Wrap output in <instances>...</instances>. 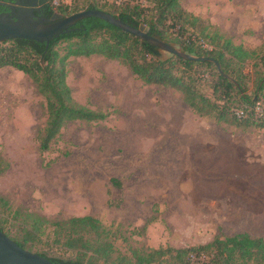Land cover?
Segmentation results:
<instances>
[{"label":"rangeland","instance_id":"1","mask_svg":"<svg viewBox=\"0 0 264 264\" xmlns=\"http://www.w3.org/2000/svg\"><path fill=\"white\" fill-rule=\"evenodd\" d=\"M181 4L201 26L227 27L221 29L238 44L252 48L263 39L264 24L252 18L264 11V0ZM67 72L76 101L109 116L66 124L41 153L36 137L46 101L24 73L0 69V157L10 165L0 175V197L10 207L4 214L0 207L4 223L16 210L49 223L92 216L122 231L126 240L115 248L123 254L240 233L264 239V129L200 118L178 93L144 85L120 61L71 58ZM53 229L44 226L34 252L68 256ZM196 261L210 264L206 256Z\"/></svg>","mask_w":264,"mask_h":264},{"label":"trees","instance_id":"2","mask_svg":"<svg viewBox=\"0 0 264 264\" xmlns=\"http://www.w3.org/2000/svg\"><path fill=\"white\" fill-rule=\"evenodd\" d=\"M54 2L49 0L50 15L70 16L101 10L133 27L145 25L150 36L186 55L213 61L171 55L94 17L76 23L75 32L55 39L48 49L46 44L29 40L0 43V69L11 67L24 73L46 101L47 120L36 137L41 153L51 150L66 124L97 123L109 116L108 112L93 110L73 97L67 82L71 58L100 56L120 61L144 85L178 93L200 118L242 130L264 129V42L258 49L236 44L215 25L201 26V19L186 12L181 0H127L122 3L63 0L58 5ZM9 167L0 157V175ZM0 207L1 214L10 211L9 203L1 197ZM11 213L9 223L8 219L6 223L0 219V231L28 251L34 252L46 224L54 228V241L65 248L68 256L34 253L55 264H199L196 260L202 256L208 257L210 264H264V239L247 233L224 239L217 236L207 245L162 246L147 251L131 248L123 254L115 248V242L125 239L122 231L106 227L95 217H73L49 223L28 212Z\"/></svg>","mask_w":264,"mask_h":264},{"label":"water","instance_id":"3","mask_svg":"<svg viewBox=\"0 0 264 264\" xmlns=\"http://www.w3.org/2000/svg\"><path fill=\"white\" fill-rule=\"evenodd\" d=\"M48 0H34L32 8H12L15 12V18L8 14H0V43L21 39L36 41L41 44H46V49L50 43L63 35H68L75 32L72 29L79 21L87 18H99L110 25H113L126 33H130L135 37L147 41L163 51L176 55L187 60L213 61L212 59H196L186 55L174 47L165 44L158 38L149 35V28L141 25L139 28L126 24L122 19L101 10H87L76 13L70 16H64L59 13L53 14L49 19L37 18L34 15L35 8L38 5H43ZM18 10V11H17ZM216 63V62H215ZM216 65L220 66L218 63ZM0 264H55L49 259L40 254L28 251L20 247L12 238L0 231Z\"/></svg>","mask_w":264,"mask_h":264},{"label":"flooded vegetation","instance_id":"4","mask_svg":"<svg viewBox=\"0 0 264 264\" xmlns=\"http://www.w3.org/2000/svg\"><path fill=\"white\" fill-rule=\"evenodd\" d=\"M40 0H38L39 3ZM49 0L43 5H38L35 8L39 9L34 12L37 18H51L48 8ZM34 7V0H0V14H8L10 17L15 18V12L12 8H32ZM18 11V10H17ZM55 14V13H54ZM72 29H75L74 26ZM76 30V29H75Z\"/></svg>","mask_w":264,"mask_h":264},{"label":"crops","instance_id":"5","mask_svg":"<svg viewBox=\"0 0 264 264\" xmlns=\"http://www.w3.org/2000/svg\"><path fill=\"white\" fill-rule=\"evenodd\" d=\"M254 14H255V16L252 18L253 20H255V19H257L258 21H259V23L260 22H262V24H264V11H262V10H260V12H258V13H256V12H254ZM214 25V24H213ZM216 26V25H215ZM216 27H218V26H216ZM219 28V27H218ZM223 28H227V27H220L219 29L226 35V36H228V37H230V38H232L233 39V41L235 42V40H234V38L232 37V35L231 34H227L225 31H223L222 29ZM246 32V31H245ZM253 33L255 32V30H253L252 31ZM245 34V33H244ZM250 35H251V33H249ZM263 42H264V36H263V39H262V41L260 42V44L258 45V46H255V47H252V48H250V47H247L244 43H240V44H242V45H244L246 48H248V49H258V47L260 48L261 46H262V44H263ZM236 43V42H235ZM236 44H238V43H236ZM191 110V109H190ZM199 117V116H198Z\"/></svg>","mask_w":264,"mask_h":264},{"label":"built area","instance_id":"6","mask_svg":"<svg viewBox=\"0 0 264 264\" xmlns=\"http://www.w3.org/2000/svg\"><path fill=\"white\" fill-rule=\"evenodd\" d=\"M121 2V0H119V1H116V3H120ZM56 5H58L60 2L58 1V0H55V2H54Z\"/></svg>","mask_w":264,"mask_h":264}]
</instances>
